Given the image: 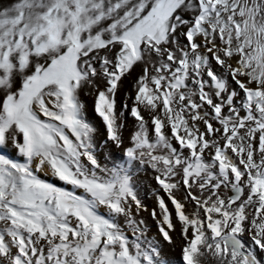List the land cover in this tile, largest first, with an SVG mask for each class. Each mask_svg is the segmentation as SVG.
I'll return each mask as SVG.
<instances>
[{
  "label": "snow or ice",
  "instance_id": "6c2138e0",
  "mask_svg": "<svg viewBox=\"0 0 264 264\" xmlns=\"http://www.w3.org/2000/svg\"><path fill=\"white\" fill-rule=\"evenodd\" d=\"M164 244L264 264V0H0V264Z\"/></svg>",
  "mask_w": 264,
  "mask_h": 264
},
{
  "label": "rangeland",
  "instance_id": "374dc122",
  "mask_svg": "<svg viewBox=\"0 0 264 264\" xmlns=\"http://www.w3.org/2000/svg\"><path fill=\"white\" fill-rule=\"evenodd\" d=\"M119 99V97H118ZM84 103L86 105H89L91 104V101L87 98H84ZM87 117L89 119V121L94 125V126H100L101 122L99 120L98 117L95 116V114L91 111L90 107H89V111L87 113ZM148 203L150 204L151 203V198L150 196L148 197ZM156 229L155 227L153 226L151 231L148 233V235L151 237L154 233H155ZM170 248H167L165 249L164 248V245H163V250H162V253H163V256L165 257V259L168 261V264H181V259H180V251H179V248L176 247L175 244H172V245H169ZM173 252V253H172ZM178 252V253H177ZM167 253V254H166ZM179 256V257H176L175 259H172L171 257L172 256ZM168 256V257H167ZM170 258V259H169Z\"/></svg>",
  "mask_w": 264,
  "mask_h": 264
},
{
  "label": "bare ground",
  "instance_id": "6f19581e",
  "mask_svg": "<svg viewBox=\"0 0 264 264\" xmlns=\"http://www.w3.org/2000/svg\"><path fill=\"white\" fill-rule=\"evenodd\" d=\"M176 247H177V246H176ZM164 248L167 249V248H170V247H169L168 244H164ZM172 253H173V252H172ZM177 253H178V252H177ZM166 254H167V253H166ZM167 257H168V256H167ZM176 257H179V256H176V255L174 256V255H173L171 258H172V259H175ZM169 259H170V258H169Z\"/></svg>",
  "mask_w": 264,
  "mask_h": 264
}]
</instances>
